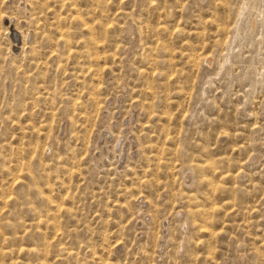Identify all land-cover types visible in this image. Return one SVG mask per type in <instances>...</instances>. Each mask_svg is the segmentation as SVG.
Masks as SVG:
<instances>
[{
    "label": "rangeland",
    "instance_id": "1",
    "mask_svg": "<svg viewBox=\"0 0 264 264\" xmlns=\"http://www.w3.org/2000/svg\"><path fill=\"white\" fill-rule=\"evenodd\" d=\"M0 264H264V0H0Z\"/></svg>",
    "mask_w": 264,
    "mask_h": 264
},
{
    "label": "bare ground",
    "instance_id": "2",
    "mask_svg": "<svg viewBox=\"0 0 264 264\" xmlns=\"http://www.w3.org/2000/svg\"><path fill=\"white\" fill-rule=\"evenodd\" d=\"M7 21H9V20H7ZM7 21H5V23H7ZM12 23L11 22H9V23H7V26H8V28H12ZM11 26V27H10ZM9 31H10V29H9ZM22 41V40H21Z\"/></svg>",
    "mask_w": 264,
    "mask_h": 264
}]
</instances>
